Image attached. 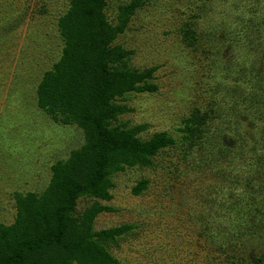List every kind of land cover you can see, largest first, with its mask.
I'll return each mask as SVG.
<instances>
[{
	"label": "rangeland",
	"instance_id": "374dc122",
	"mask_svg": "<svg viewBox=\"0 0 264 264\" xmlns=\"http://www.w3.org/2000/svg\"><path fill=\"white\" fill-rule=\"evenodd\" d=\"M105 2L113 27L131 6L110 47L143 76L117 100L128 111L115 124L142 141L166 133L173 145L148 166L112 173L110 199L79 197L71 215L96 202L113 209L92 228L129 226L107 248L118 264H264V0ZM68 8L0 0L3 228L15 222V194H41L51 166L84 142L82 129L37 106V86L62 56L58 22Z\"/></svg>",
	"mask_w": 264,
	"mask_h": 264
},
{
	"label": "trees",
	"instance_id": "16d2710c",
	"mask_svg": "<svg viewBox=\"0 0 264 264\" xmlns=\"http://www.w3.org/2000/svg\"><path fill=\"white\" fill-rule=\"evenodd\" d=\"M105 5V0H69L68 11L59 19L62 56L38 84L37 106L57 122L82 129L84 142L51 166L41 194H15V222L0 227V264H118L107 248L127 234L129 226L94 231L97 215L113 209L96 202L73 218L75 202L82 196L109 200L112 173L125 166H148L159 150L173 145L166 133L142 141L135 130L115 124L128 111L117 100L138 89L143 76L125 68L119 49L110 47L131 6L122 10L124 20L113 27L105 19ZM186 129L192 131L189 124ZM144 186H136L133 193Z\"/></svg>",
	"mask_w": 264,
	"mask_h": 264
}]
</instances>
